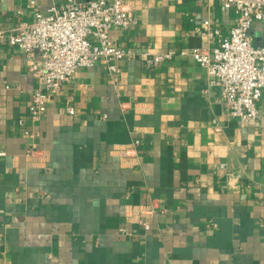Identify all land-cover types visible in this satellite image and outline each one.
Instances as JSON below:
<instances>
[{"label":"crops","instance_id":"crops-1","mask_svg":"<svg viewBox=\"0 0 264 264\" xmlns=\"http://www.w3.org/2000/svg\"><path fill=\"white\" fill-rule=\"evenodd\" d=\"M125 2L135 21L109 37L135 57L118 73L103 61L77 68L38 119L32 57L0 44V264H264V90L259 117L241 121L180 54L216 46L205 21L227 36L234 11ZM33 18L26 0H0L2 28ZM263 28L252 25L255 45ZM170 49L154 68L142 60Z\"/></svg>","mask_w":264,"mask_h":264},{"label":"built area","instance_id":"built-area-1","mask_svg":"<svg viewBox=\"0 0 264 264\" xmlns=\"http://www.w3.org/2000/svg\"><path fill=\"white\" fill-rule=\"evenodd\" d=\"M220 2L222 9H232L236 15L229 34L222 36L218 28L205 21L204 34L218 35L217 45L182 50L180 54L195 59L221 87L229 115L241 121L253 120L259 117L258 100L264 90V44L255 45L250 30L255 22H264V0ZM26 3L34 10L33 20L22 21L11 30L0 26V44L18 47L32 57L28 68L39 87L32 95L29 113L36 119L45 114L51 95L72 78L77 68L103 61L111 72L118 73V61L135 57L131 49L115 45L109 37L111 29H127L135 21L125 0H66L46 13L38 8L39 0ZM175 54L170 49L142 60L154 68ZM142 225L149 226L146 221Z\"/></svg>","mask_w":264,"mask_h":264}]
</instances>
